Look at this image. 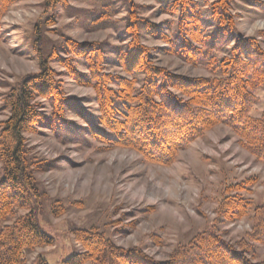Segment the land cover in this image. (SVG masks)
Wrapping results in <instances>:
<instances>
[{
	"label": "trees",
	"instance_id": "trees-1",
	"mask_svg": "<svg viewBox=\"0 0 264 264\" xmlns=\"http://www.w3.org/2000/svg\"><path fill=\"white\" fill-rule=\"evenodd\" d=\"M18 1L0 0V41L2 20ZM153 1L161 14L176 19L171 34L140 18L132 3L118 27L120 45L66 38L51 46L45 31L55 21L53 11L66 6V0H43L47 15L35 25L31 43L39 71L23 77L3 99L8 117L0 122V264H27L28 254L53 242L38 224L41 193L35 174L40 166L29 157L26 132L47 129L63 143L88 136L102 146L129 149L148 163L169 166L207 131L224 125L264 164V109L258 117L251 115L260 101L256 91L264 89L259 38L237 32L233 0ZM93 5L92 24L111 25L112 0H95ZM142 32L164 46L148 48ZM155 52L201 66L210 75L175 74L155 63ZM52 63L78 86L93 90L97 114L65 96ZM67 113L81 125L68 120ZM254 182L249 178L226 185L216 209L221 222L250 221L238 247L212 227L158 262L139 248H120L96 231L75 230L82 252L62 264H264L252 260L257 245L264 246V200L254 204L242 194ZM33 264L48 262L37 256Z\"/></svg>",
	"mask_w": 264,
	"mask_h": 264
},
{
	"label": "rangeland",
	"instance_id": "rangeland-1",
	"mask_svg": "<svg viewBox=\"0 0 264 264\" xmlns=\"http://www.w3.org/2000/svg\"><path fill=\"white\" fill-rule=\"evenodd\" d=\"M94 2L66 0V6L57 7L53 11L55 21L45 31L49 44L54 46L69 38L80 43L118 46L121 30L118 27L124 24L127 7L132 3L137 6L140 18L169 34L176 26V19L161 14L153 0H112V24L95 26L90 17ZM42 3L43 0H19L2 20L0 122L8 117L3 108L5 94L23 77L39 71L31 43L35 25L47 15ZM232 9L237 32L258 37L264 49V0H233ZM142 34L143 44L148 48L164 46ZM155 56L158 66L175 74L210 75L205 68L185 64L174 56L161 52H155ZM51 67L58 72L57 80L65 96L78 99L89 112L97 114L93 90L75 84L62 67L53 63ZM78 69L84 71L81 65ZM109 72L120 74L117 68H110ZM256 93L260 101L251 112L253 117L264 109V89ZM66 117L82 123L71 113ZM23 137L30 159L40 166L35 174L41 193L38 224L53 239L50 246L28 254L27 264H33L37 256L48 264H62L82 252L73 234L75 230L96 231L114 245L139 248L158 262L168 260L175 248L212 227L238 247V242L250 231V221L245 218L224 223L217 218L216 209L225 186L252 178L254 184L242 194L254 204L264 200V164L246 152L224 125L207 131L169 166L148 163L129 149L102 146L88 136L63 143L51 131L39 129L35 133L26 132ZM252 260H264V246L257 245Z\"/></svg>",
	"mask_w": 264,
	"mask_h": 264
}]
</instances>
